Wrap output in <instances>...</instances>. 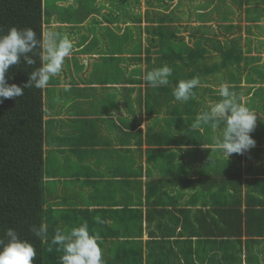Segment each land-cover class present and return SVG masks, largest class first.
<instances>
[{"label":"crops","instance_id":"obj_1","mask_svg":"<svg viewBox=\"0 0 264 264\" xmlns=\"http://www.w3.org/2000/svg\"><path fill=\"white\" fill-rule=\"evenodd\" d=\"M121 1L120 10L123 9V0ZM219 2L221 3L220 0ZM215 3V0L210 1V7ZM51 6L53 8L52 4ZM71 6L69 5V7ZM259 8L262 10V15L255 16L252 11ZM234 9L238 13V21L249 27L247 38L251 43L250 45L245 44L241 35L235 31L233 33L217 31L214 34L215 40L227 36L226 41L224 43L218 41L219 45L215 48L222 53V57L219 59H223L227 52L226 44L231 42L234 43L232 50H241V56L244 59L243 67H245L247 59H252L253 66L258 67L264 73V0H257L256 4L254 0H251V4H248L247 0H237ZM108 13L109 10L104 8L100 14L108 17ZM100 14H88L85 19L106 20V17H101ZM198 14L203 15V13ZM118 18L120 22L117 24L102 23V29L113 26L115 30H110L111 34L118 37L123 36L124 31L120 25L123 18L121 16ZM57 24L61 27L60 22ZM49 25L50 23H46L45 31L50 29ZM206 37V34H201L198 38L205 40ZM229 38L234 39L229 40ZM48 40L49 38L47 39L44 33V41L48 42ZM90 40L91 37L88 41ZM96 47L99 52L90 55L87 51L80 54L82 62L80 65L77 63V67H86L88 58L101 57L104 61L128 58V52L113 50L109 42L101 47L98 45ZM80 50L82 49H75L68 56L70 57L72 53ZM244 53L246 55H243ZM222 61L220 62L222 63ZM166 63L170 64V62ZM175 64H178L185 72L188 71L186 65L180 61H175ZM203 66L202 62L198 60L191 61L189 71L198 72ZM75 67L72 65L74 70L68 67L66 61L62 64L60 72L55 77L52 76V80L48 82L45 87V95H47L48 87L58 86L63 95L71 96L61 98L55 95L59 103L58 106L47 111L44 105L45 113L52 114V119H62L72 125L76 119L87 120L90 125L88 133L98 138L95 144L86 148L84 157L89 161L88 163L93 168L104 172V175L110 176L114 174L107 172L112 167L111 161L127 156L130 158L128 161L132 168L130 174L120 170L119 173L115 172L116 175L111 176L110 179L119 175L118 179L125 181L137 179L139 182L138 185H129L126 189L122 187L115 194L108 189L103 192L106 189L104 186L100 192V199L93 202L92 207H89L92 211L90 217L86 214L83 217L87 223L91 219H94L95 222L96 217H100L101 220L103 217L104 221L110 223L107 228L113 232L111 235L103 237L99 245L108 248L109 251H119V253L114 254V257H106L108 264H264V146H255L240 155L238 164L234 165L236 168L229 164L231 168H225L221 180L207 182L209 177L206 174L193 172L183 151H185L184 148H187L193 153L192 156L198 157L194 162L195 167L200 162L205 163L208 160L207 155L209 158L210 155H215L217 158L222 151L216 145L210 144L208 136L200 138L198 145H191L192 143L190 145H168L163 149L164 154H156V156H164V161L172 165V173L164 176L170 170L156 157H152L154 163L151 161L149 164L147 151L150 147L149 142L158 139V135L164 132L167 119H171L173 113L172 106L176 104H169V100L166 102L168 95H161L159 98H155L153 105H148L147 98L155 95H138L137 100H142L145 97L146 102L138 105L141 111L137 112L135 109L132 111L135 95L132 87L129 95L127 94V82L122 80L121 90L118 94L114 91L117 89V84L107 82V76H114L112 72L109 75L104 73L100 78L92 80L89 70L84 72L82 69L79 76ZM257 82L264 83V80L258 76ZM130 84L133 86L132 81ZM107 90L118 95H105ZM81 95H91L85 98L86 102L91 103V112L73 103L81 100ZM92 95H102L101 98L110 103L114 99L118 100L115 106L109 107V112H115L116 115L125 119L129 129L125 130L123 136L127 142L115 138L106 122L102 123L104 130L97 131L96 127L100 124L99 121L101 119L106 121V119L98 113V107L94 103ZM244 96L242 95V99ZM246 97L247 101L241 99L243 104L246 106L255 105V110H251L257 115L254 131L261 130L260 124H264V112H262L264 95H248ZM129 98L131 101L130 111L127 107ZM204 103L202 102V105L210 109L211 106ZM154 108L157 109V113L153 110ZM142 113L145 119H148L145 128H142L144 123L139 125L136 122ZM193 114L199 115L198 113ZM161 115L165 116L161 117ZM45 119L49 120L50 117L46 115ZM254 131L250 135H254ZM136 132L139 133L137 139ZM203 144L207 145V148L203 147ZM49 148L51 149L49 155L53 156L57 149ZM203 153H205V158L200 159V155ZM155 160L158 161L156 164ZM181 162H184L188 167V176L182 174L179 177L178 169ZM140 168H142L141 175L134 177L132 170L135 169L136 172V169ZM196 188L203 191L200 199L195 191ZM205 194L208 195L207 199L203 197ZM105 208L108 209L103 210ZM95 224L98 223L95 222ZM95 224L94 227L97 228ZM127 224L131 227V234L126 232V227L122 228ZM102 226L103 222L100 223L99 228ZM117 234H121L118 237L121 249L115 250L113 243ZM235 258H240V263H236Z\"/></svg>","mask_w":264,"mask_h":264},{"label":"trees","instance_id":"obj_2","mask_svg":"<svg viewBox=\"0 0 264 264\" xmlns=\"http://www.w3.org/2000/svg\"><path fill=\"white\" fill-rule=\"evenodd\" d=\"M136 1L139 3V0ZM256 1L254 0L255 4ZM247 2L251 4V0H247ZM43 12L44 2L42 0H0V35L6 34L8 29L13 26L17 28L31 27L35 30L37 38L40 39L43 36ZM48 16L51 17L53 14ZM258 20L260 19L258 18ZM111 22V25L117 24L120 20L114 18ZM60 24L64 25L67 22L60 21ZM77 24L81 25L83 22ZM172 28V25H166L156 30L162 43H165L162 52L163 57L156 64L146 62V74L155 68L164 66L166 62H170L169 67L173 71L175 70L177 74H173L169 79L178 85L181 80H190L193 77H199L200 80L201 76L209 73L215 74L218 66H221L226 71V75L220 79V83L227 82L228 85H236L235 88L229 87L231 92L239 90L238 84L242 81L243 76L246 77L247 83L257 82L258 76L264 80V73L258 67L253 66L254 61L252 59L246 60L245 67L240 66L241 62L244 63L241 50H228L222 59V63L212 65L208 67L209 69L202 63L204 65L203 72L201 69L198 72L189 71L191 61L202 62L204 54L209 52L205 48V44L215 49L219 42L215 39L192 38L196 43L190 46L189 42L184 41L183 38H178ZM104 29L107 30L108 28ZM200 30L201 28H198V32ZM146 31L155 35V28L153 27H148ZM36 51L37 54L33 57L36 60L35 65L27 66L21 60L19 64L10 66L6 73L9 84H16L23 88L24 84L28 83L30 73L41 65L39 49ZM81 51L86 53L88 48L85 47ZM175 61H180L186 65L188 71L185 72L181 69L178 64H175ZM138 68L144 71L141 65H138ZM201 82L203 81L200 80L199 85L192 90L194 96L187 102L178 101V104L172 106L173 113L171 119H167L164 132L158 135V139L149 142L148 162L149 164L151 161L154 163L152 157L160 160L170 170L164 176L171 174L173 168L171 164L164 161V156H156L157 153L164 154L163 149L172 144L190 145L192 143L191 145H198L200 138L205 136H208L210 144L215 146L214 137H219L221 134L220 129L214 130L212 128L211 122L202 125L200 130H191L190 125L195 123L198 116L193 113L200 115L209 110L207 107L198 106L200 100L205 102L201 93ZM212 92L218 93L214 89ZM214 98L222 99L217 96ZM168 99L175 100L173 95H168ZM241 99L242 95H237L236 100L242 103ZM143 101L144 97L140 102ZM44 105V88L37 89L35 87L25 88L22 97L4 99L3 103H0V236L7 229L12 228L21 239L28 240L37 250L35 264H62L60 257H62L61 251H63L64 246L53 244L52 239L57 230H60L61 233H67L73 227H78L86 222L83 217L85 214L87 216L92 214L89 207L93 206L95 200L92 196H82L77 190H65L61 185L70 187L81 182L88 188L98 190L101 188V184H104L102 180L104 172L93 168L84 157L86 148L95 144L98 139L88 133L89 122L85 119H76L72 125L62 119H52V114L45 113ZM247 107L250 110H255V105ZM153 110L158 112L156 108ZM262 112H264V108H262ZM46 115L50 117L49 120L45 119ZM260 126L262 129L255 130L254 135H251L256 141V146H264V124H260ZM138 134V132L135 133L136 139ZM179 138L183 141L177 140ZM44 146L54 147L57 151L54 152L53 156L49 155L44 159ZM202 158H205V153L200 157V159ZM215 160L217 161V158ZM156 162L158 161L155 160V164ZM216 171L220 170L216 169ZM132 173H134V177H139L135 175V169L132 170ZM178 175L179 177L182 175L179 174V169ZM211 180L209 177L207 182H211ZM107 182L109 185L105 187L111 191L115 188L113 183L118 181L110 180ZM53 185H57L55 192H52ZM129 185V181H126L124 188L126 189ZM120 188L122 187L111 193H118ZM59 189H63L60 191L63 194L60 197L62 201L53 205V198ZM77 197H81V200H78ZM68 206L72 208H68ZM68 212H71L69 221L65 220L62 226L63 215ZM41 223L47 226V233L43 242L30 231L32 225L39 226ZM125 227L126 232L131 234L130 225L127 224L122 228ZM49 230L52 233H49ZM48 233L52 238L51 241L47 239ZM114 252L119 253V251ZM235 262L240 263V258H235ZM103 264H108L106 258H103Z\"/></svg>","mask_w":264,"mask_h":264},{"label":"rangeland","instance_id":"obj_3","mask_svg":"<svg viewBox=\"0 0 264 264\" xmlns=\"http://www.w3.org/2000/svg\"><path fill=\"white\" fill-rule=\"evenodd\" d=\"M210 1L212 0H139V3H137L136 0H123V9L120 10V3L122 2L121 0H47V2L46 0H44L45 13H47L48 15L53 14L55 20L58 19L59 22H67V24L65 25L60 24L61 27L58 31L56 30V26L58 24H52V28L47 29L45 31V35L47 39L49 38L50 33H56L61 36L67 35L73 43L72 51H74L75 49H84L86 47L88 48V53L90 55L95 52H99V49L96 47L97 45L98 47H101L107 42H109L111 48L115 51L122 50L128 52V58L121 60L104 61L101 59V57L88 58L86 60L87 66L84 68L77 67V63L80 65V63L82 62L80 54L83 53V51L81 50L72 53L70 57H64L63 60V64L67 61V66L73 70L74 68H72V65H75V70L78 74L82 69H84V72L89 70L91 72L90 75L92 80H96L95 78H100L104 73H107L109 75L110 72H112L114 76H107V82L113 84L116 83L117 89H115L114 91L119 94V91L121 90L120 84L123 80L121 73L125 74L126 67H128V77L130 76L129 66L132 63H136V65H141L143 67L144 71L134 69L133 73L134 85L135 87L139 88V86L142 85L141 77H146V62L156 64V62H158V60L163 57L162 52L164 51L163 48H165V43H162L160 36L156 33V30L161 26L172 25V30L175 32L176 36L178 38H183L186 42H189L190 46H193L194 43H196V41L192 38H198L201 34H206V39H215L214 34L217 31H226L228 33H233L235 31L241 35L242 41H244L245 44L250 45L251 42L247 38V31L249 30V27L238 21V13L236 9H234V4H237V0H220L221 3L219 2V0H215L216 3L212 7H210ZM51 4L53 5V8ZM69 5L72 6L69 7ZM104 8H107L109 10L108 19H85L88 14H100L102 9ZM252 12L255 16L262 15V10L260 8L257 10H253ZM198 13H203V15H199ZM99 16L106 17L103 14H100ZM118 16H121L123 18V21L121 20L122 23H120V25L122 27V30L124 31V35L120 37L116 35L112 36L110 30H115L113 26H108L107 30L102 29L101 26L102 23H112V19L118 18ZM81 22H83L82 25L77 24ZM148 27L155 28V35L146 31ZM198 28H201L200 32H198ZM129 34H131L130 40ZM90 37L91 40L88 41ZM226 39L227 36L225 35L221 39L218 38L217 41L224 43ZM232 39L234 38H229V40ZM244 43L242 42V44ZM233 47L234 43L228 42L226 44L227 51L233 49ZM205 48L209 50V52L204 54V57L202 58V63L205 64L207 68L215 64L220 65V61L222 60V58L219 59V57H222L221 51L218 49L210 48V45L208 44H205ZM243 55L246 54L244 53ZM165 64H167L168 66L170 65L169 63ZM240 66H244L242 62L240 63ZM201 72H203V68L201 69ZM173 74L176 75L177 72L174 70L172 71V75ZM172 75L168 77L169 83L167 85L155 88L151 85H148L147 88L145 86V95L146 92L149 93L148 95H155L149 96L147 98L148 105H153L156 97L159 98L161 95H173V91L177 85L175 82L169 79L170 77H172ZM225 75L226 71L221 66H218L217 70L215 71V74L209 73L208 75L200 77V80L203 81L201 82V93L203 95L205 105L211 106L213 103L219 101V98L214 97H220V79ZM50 80H52V77L50 78ZM229 87L235 88L236 85H229ZM238 87L239 90L234 92L236 93V95H254L255 90L253 89L252 91H250L252 86L246 83L245 76H243V79L238 84ZM212 89L218 91V93H213ZM47 91L49 92H47V95H45V110L47 111L58 106L59 103L56 100L55 95L61 98H64L65 96H71L63 95L58 86L48 87ZM117 93L113 94L112 92L107 90L105 95H118ZM139 94L140 91L138 89L135 90V98L133 99L132 111L134 109L137 112L141 111V109L138 107L141 102L140 100L136 99ZM87 96L91 95H81V100H78L77 102L73 103L78 107H84L89 112H91V103L85 101V98ZM92 97L94 99V103L98 107V113H100L106 119V121L102 119L99 121L100 124L96 127L97 131L104 130V126L102 125V123L106 122L109 125V130L113 132L115 138L120 139L123 142H127V140H125V137L123 136L125 130L129 129V126L125 123V119L122 116L118 115L117 118H112V113L109 112V107L115 106L118 103V100L114 99V101L110 103L108 100L102 99V95H92ZM242 100L247 101L248 98L244 96ZM143 102H145V97ZM177 103L178 101L169 100V104L171 105ZM60 105H62V103H60ZM199 105L203 106L201 101L198 103V106ZM127 107L128 111H130V98L127 100ZM164 116L165 115H161V117ZM136 122L139 125L144 123V127L142 128H145L148 123V119H145L142 113L140 117L136 119ZM177 140L183 141L180 138ZM184 149L185 151L183 152L187 156V160L191 164L193 172H203L212 180H221L223 178L225 168H231L229 164L233 166L237 165L240 160L239 154H232L227 159V157H225L222 152H220L217 157V161L215 160V155H210V158L207 155L208 160L205 163L200 162L202 166L200 164H197V166L195 167L194 162L197 160L198 157L196 155L195 157L192 156L193 153L187 148ZM203 154H201L200 157L203 156ZM128 159L130 160L129 157L124 156L121 159L111 161L112 167H110L107 172H111L114 174L110 176L104 175L102 179L104 181V184H101V188L98 190L88 188L81 182H77L76 184L71 185L70 187L64 185L61 186L64 187L65 190H77L82 196H92L96 202L98 199H100V192L103 190L104 186L109 185L107 181L113 180L110 179V177L118 173V170L116 171V169L123 170L126 174H130L132 168L131 163L128 162ZM233 168H236V166H234ZM216 169L220 171H216ZM141 172L142 168L136 169L135 175L140 176ZM179 174L188 176V167L184 162H181L179 165ZM114 180H117L118 182L113 183L115 185V188L112 189L110 192L116 190L119 187L126 186L125 180L120 178H115ZM129 184L136 186L139 184V182L137 179H133L129 181ZM56 189L57 185H53L52 192H55ZM60 191H63V189H59L57 191L55 197L53 198V205H57L60 201H62L60 197H62L63 194ZM106 191L107 188L103 190V192ZM195 191L196 193H198V197L200 199V196L202 197L203 191H201L199 188H196ZM207 196V194L203 195L204 199H207ZM77 198L78 200H81V197ZM68 208L72 207L68 206ZM106 209L108 208H105L103 210ZM70 213L71 212H68L63 215L62 226L65 220L67 222L69 221ZM81 220L84 222L83 219ZM102 221V227H104L103 229H101L102 227L99 228L100 223L95 224L94 219H91L88 226L89 233L94 234L98 232L102 238L111 235L113 230L107 228L110 223L104 221L103 217ZM94 224L97 225V228L94 227ZM49 233H52L51 230H49ZM49 233L47 235V239H50L51 241L52 238ZM120 236L121 234H117L115 236L116 239L113 243V247L115 250L121 249V242H119L118 240V237ZM100 248L102 250L103 258L109 256L114 257V254H116L114 251H109V249L104 246ZM61 254L62 256L65 254L64 250L61 251Z\"/></svg>","mask_w":264,"mask_h":264},{"label":"clouds","instance_id":"obj_4","mask_svg":"<svg viewBox=\"0 0 264 264\" xmlns=\"http://www.w3.org/2000/svg\"><path fill=\"white\" fill-rule=\"evenodd\" d=\"M72 48V40L67 35L61 36L50 33L48 42H45L43 36L40 39L37 38L35 30L31 27L17 28L13 26L9 28L6 34L0 35V103H3L4 99L22 97L25 88H44L45 95V87L50 78L60 72L64 57L71 53ZM37 49H39L41 65L30 73L28 83L24 84L23 88L16 84H9L6 73L10 66L19 64L21 60L27 66L35 65L36 60L33 57L37 54ZM134 69H139L136 63L129 66V77L128 67L125 69V74L121 73L123 80L127 82L126 91L128 95L131 87L134 95L137 89L140 91L139 95H145V86L147 88L148 85H151L155 88L167 85L169 83L168 77L172 75L173 71L167 64L155 68L149 71L145 78L141 77L142 85L137 88L134 85ZM131 81L133 86L130 84ZM199 83V77L181 80L173 91L175 101L187 102L194 96L192 90ZM247 84L252 86L250 91L255 90L254 95H264V83L253 81ZM148 94L146 92V95ZM219 95L222 99L213 103L208 111L198 115L195 123L190 126L192 131H197L201 129L202 125L211 122L214 130L220 129V136L214 137V140L216 146L228 159L232 154L243 155L256 146V141L250 133L256 127L257 115L246 105L236 100V93L229 90L227 83L220 85ZM200 101L203 102V100ZM112 118H117L115 112L112 113ZM142 127L144 126L142 125ZM203 147L207 148V145L203 144ZM50 151L48 146H44V159L49 156ZM119 172L120 170H118ZM95 222L102 223L103 221L100 217H96ZM30 231L43 242L47 233V226L43 223L39 226L32 225ZM99 242H102V237L98 232L90 234L87 222L78 227H73L67 233H61L60 230H57L52 239L53 244L64 246L65 254L60 257L62 264H103ZM36 259L37 250L33 244L28 240L21 239L14 229L9 228L0 236V264H35Z\"/></svg>","mask_w":264,"mask_h":264},{"label":"bare ground","instance_id":"obj_5","mask_svg":"<svg viewBox=\"0 0 264 264\" xmlns=\"http://www.w3.org/2000/svg\"><path fill=\"white\" fill-rule=\"evenodd\" d=\"M42 1L44 2V0H42ZM45 21H46V23H50V25H49L50 26L49 27L50 29L52 28L51 26H53L52 24L59 22L58 19L55 20V17L54 16L49 17L48 14L45 13V11L43 12V24H42V35H43V39H44L45 26H46ZM126 23H127V21H126ZM56 28H57L56 29L57 31L60 29L59 26H56ZM127 29H128V26H127ZM130 38H131V34H129V40H130Z\"/></svg>","mask_w":264,"mask_h":264}]
</instances>
